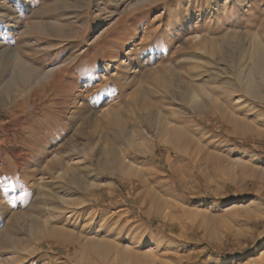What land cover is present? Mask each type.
Returning a JSON list of instances; mask_svg holds the SVG:
<instances>
[{
	"label": "rangeland",
	"instance_id": "1",
	"mask_svg": "<svg viewBox=\"0 0 264 264\" xmlns=\"http://www.w3.org/2000/svg\"><path fill=\"white\" fill-rule=\"evenodd\" d=\"M257 44L264 0H0V264H264Z\"/></svg>",
	"mask_w": 264,
	"mask_h": 264
},
{
	"label": "bare ground",
	"instance_id": "2",
	"mask_svg": "<svg viewBox=\"0 0 264 264\" xmlns=\"http://www.w3.org/2000/svg\"><path fill=\"white\" fill-rule=\"evenodd\" d=\"M100 22V21H99ZM99 26V25H98ZM102 33V32H101ZM94 39V38H93ZM98 39H99V37H98ZM101 39V38H100ZM103 40V39H102ZM259 42V41H258ZM262 45H264V44H262ZM261 44H260V47L258 46V44H257V46L255 47V49L253 50V51H251L252 53H251V61H252V64H253V70H252V73H258L261 69L259 68V66H261V64L263 63V60H264V46H262ZM251 70V69H250ZM21 74L20 75H22L23 76V74L24 75H26L27 77H29V79L30 80H32L31 78H33V76L30 74V70H29V68L27 67V66H25V65H22L21 66ZM263 71V70H262ZM51 74H52V72H46V73H43L42 75H39V80H37V81H35L36 83H34L35 85L37 84V83H39V82H42V81H48V80H50V78H51ZM241 74V73H240ZM261 74V73H260ZM259 75V74H258ZM240 76V75H239ZM243 76V75H242ZM248 77V76H247ZM251 78H253V77H251ZM24 79V78H23ZM249 79V78H248ZM254 79V78H253ZM29 80V81H30ZM252 81V80H251ZM51 82V81H50ZM245 83H244V87H245V89L247 90V91H250V93L253 91V85L249 82V81H247V80H245L244 81ZM253 82V81H252ZM33 83V82H32ZM31 85H33V84H31ZM30 85V86H31ZM34 86V85H33ZM27 89V88H26ZM30 89H32L31 87L29 88V90ZM28 94V93H27ZM31 95V94H30ZM28 97V96H27ZM198 99V98H197ZM197 99L195 98V97H190V102H191V104L192 103H194L195 102V100L197 101ZM89 186V185H88ZM0 189H1V187H0ZM38 235V234H37ZM38 238V237H37Z\"/></svg>",
	"mask_w": 264,
	"mask_h": 264
}]
</instances>
